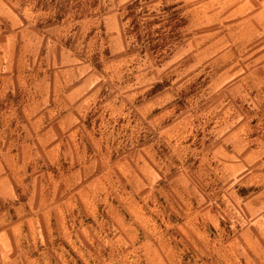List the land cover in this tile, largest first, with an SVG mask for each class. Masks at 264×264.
<instances>
[{"label":"rangeland","instance_id":"obj_1","mask_svg":"<svg viewBox=\"0 0 264 264\" xmlns=\"http://www.w3.org/2000/svg\"><path fill=\"white\" fill-rule=\"evenodd\" d=\"M0 264H264V0H0Z\"/></svg>","mask_w":264,"mask_h":264}]
</instances>
